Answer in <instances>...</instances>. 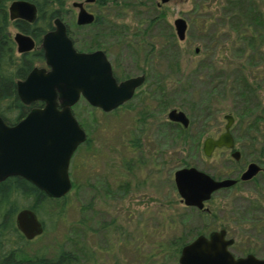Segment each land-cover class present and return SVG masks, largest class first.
Wrapping results in <instances>:
<instances>
[{
    "label": "rangeland",
    "instance_id": "1",
    "mask_svg": "<svg viewBox=\"0 0 264 264\" xmlns=\"http://www.w3.org/2000/svg\"><path fill=\"white\" fill-rule=\"evenodd\" d=\"M10 1L0 0V7L6 9ZM70 2L66 6L72 10ZM35 4L37 17L49 5ZM98 12L97 24L80 27L72 23L70 11L62 14L76 47L103 48L117 74L141 71L145 78L131 98L109 111L83 97L72 105L88 140L70 157L71 187L45 206L35 201L28 183L17 181L7 214L35 204L42 232L26 240L8 215L1 222L6 208L1 206L0 264H36L37 257L57 251L74 257L72 264H177L178 253L158 246L178 237L188 242L220 227L234 239L233 254L251 250L264 258V224L257 219L264 201L263 173L214 193L206 219L179 201L172 178L175 169L188 165L213 176L233 174L228 150L208 156L201 151L203 137L221 130L225 112L234 118L230 129L240 162L263 157L264 0H106ZM176 16L186 22L182 39L174 31ZM40 20L22 23L20 29L36 36ZM5 27L1 12L0 35ZM15 30L9 22L8 36ZM7 51L0 44L3 81L10 68ZM13 55L18 59L14 45ZM17 101L0 99L7 120L16 117ZM170 107L185 112L186 126L167 119ZM255 115L253 129L249 122Z\"/></svg>",
    "mask_w": 264,
    "mask_h": 264
},
{
    "label": "water",
    "instance_id": "2",
    "mask_svg": "<svg viewBox=\"0 0 264 264\" xmlns=\"http://www.w3.org/2000/svg\"><path fill=\"white\" fill-rule=\"evenodd\" d=\"M164 1L167 0H160ZM76 4L79 6L77 21H88L91 14L79 2ZM34 12L35 6L28 0H11L8 5L10 17L29 19ZM54 22V29L44 33L41 41L49 68L33 67L24 79L16 82L21 101L27 103L40 99L42 105L31 108L12 125L4 123L0 117V180L8 175H19L44 195L59 198L71 187L68 175L70 157L76 146L86 138V132L74 116L71 105L83 97L90 105L109 111L128 100L144 76L138 74L116 82L101 49H75L65 35L61 20L55 18ZM172 23L177 38L182 39L185 20L176 16ZM14 39L19 51L33 44L30 36L18 31L14 33ZM166 117L182 126L188 124L185 112L176 107H170ZM223 117L226 119L224 130L216 137L206 135L202 139L201 148L205 155L214 147L233 145L229 130L232 116L226 113ZM232 154L236 156L237 151ZM257 169V165L248 164L240 179L251 177ZM172 178L181 203L197 208L202 207L212 191L235 181L231 178L213 179L194 166L175 169ZM16 226L26 239L42 231L30 208L17 213ZM224 236L223 229L212 231L207 237L197 235L180 248L177 264H264V258L253 254L235 256L230 250L232 239Z\"/></svg>",
    "mask_w": 264,
    "mask_h": 264
},
{
    "label": "flooded vegetation",
    "instance_id": "3",
    "mask_svg": "<svg viewBox=\"0 0 264 264\" xmlns=\"http://www.w3.org/2000/svg\"><path fill=\"white\" fill-rule=\"evenodd\" d=\"M28 1L32 2L34 4V6H35V9H36L35 2H33L32 0H28ZM45 1H46V3H49V5H48V8L46 9V11L42 12V15L40 17H37L36 10H35V12L33 13V15L29 19H26V18L20 17V16L10 17L9 16V13H8V5L9 4L7 5L6 9H4V12L2 13V17H3L4 23H6V27H5V30L2 32V34H4V37H3V39H1V43L5 44L6 45V49L9 51V59L6 62H8L7 65L10 67V68L8 67L9 68V72H8L6 78L12 84V86H13V94H15L16 99L18 100L19 104L21 105L19 107L20 109H19L16 117L14 119H12V120H7L0 113L1 119L3 120L4 123H6L8 125L14 124L17 120H19L20 118H22L31 108L41 106L42 103H43L40 99H34V100H31V101H29L27 103L21 101L20 98L17 95L16 82L18 80L24 79V77L27 75V73L33 67H41V68H43L45 70H47L49 68V65L47 64V62L45 60L44 49L41 46V41H42V38H43L44 33H46L48 31H51V30L54 29V27H55V22H54L55 18H58L63 23L65 35L70 39L71 44L73 45V47L75 49H77L79 51H81V50L82 51H90V50H94V49H101L103 51V53L105 54V57L109 61V65H110V69H111V74L115 78V81L116 82H118L120 80H123V79H125V78H127L129 76H134V75H138V74H143V76L145 78L144 73L141 72V71H137L136 73L131 74V75H123V76H121L120 74H117V72L114 69L113 64L109 60V58H108V56L106 54V51L103 48H100V47H92V48L82 49V48H77L76 47V45L74 43L75 40H74V38L72 36V33H71V28L67 24V22H65L63 20L62 14L65 11H67V10L70 11L71 12V16H72V23L75 25V27H80V26L90 25V24H97L101 20V16H100V14L98 12V8H101L104 5V2H106V0H71L70 5L73 8L72 10H71V8L69 9V7L66 6L67 0H45ZM77 2H79L81 4V6L83 7V9L87 13H90L91 14V18L88 21H81V22H78L77 21V13H78V10H79V6L76 4ZM158 3L159 2H157V4ZM90 4H93L94 5L92 7L93 9L90 8V6H89ZM38 18H40L41 20H40V23L39 24H37V25L34 26V28H36L37 29V32H38L36 36L33 33L28 34V33L24 32L23 30L20 29L22 23L30 24L31 22H35ZM9 22L13 23L14 26H17L18 27V30H15L13 32L12 37L8 36L7 24ZM16 31L21 32V33H24V34H27L28 36H30V38L33 41V44H32V46L30 48H28L26 50H22V51L17 50V43H16V41L14 39V33ZM13 45L15 46V51L18 52V55H19L18 56V59H17V57L14 58V55H13ZM195 48H194V50L197 51V48L196 49ZM1 72H2V69L0 68V73ZM144 78H143V80H144ZM139 85H137L134 88V90L132 92V95L135 93V90H136V88ZM72 105H71V107H72ZM9 107H10V104H6V108H9ZM245 109H247V107H245ZM71 110H72V108H71ZM226 113L227 114H230L232 116V121H231L230 126H229V130L231 132V129L230 128H231V124H232L234 118H233V115L230 112H225V113L222 114V116L224 114H226ZM258 118H259V115H255V117L252 118L251 122H249L250 127H252L253 129L254 128L255 129L257 128V125H258L257 120H258ZM225 121H226V119L224 118V122L222 124L221 130L216 135H214V136L213 135H210V136L216 137L221 131H223L224 130L223 125H224ZM174 122H176V121H174ZM231 135L233 137V145L231 147H226V146H223V145L222 146H219V147H214L208 155H211L214 152V150H216V149L223 148V149L228 150L230 156L233 158V161L235 162L234 169H233L234 170L233 171V174L230 175V176H226V177H218V176L210 175L208 172H206V171H204L202 169H200V170H202V171L206 172L207 174H209L213 179L218 180V179H222V178H231V179H234L235 180L234 183L231 184V185H229V186L221 187V188H218V189L212 191L210 193L209 198L207 200L203 201V204H202V207L201 208H197L195 206H187V207L196 208L198 211H200L202 213V216L205 219H206V217H208L210 215V209H209L208 206H209V203L211 202V200L213 198V194L214 193H216L217 191L223 190V189H227L229 187H235L237 184H244V183H246L248 181H251L252 179H254L260 173H263L264 174V155L262 157L263 159L261 157L260 158L258 157V158H255V159H249V161H246V162L244 161V162L241 163L240 162V159H239L240 158V151L234 146L235 141H234V135H233L232 132H231ZM78 145L76 146V148L78 147ZM76 148L74 149V151L76 150ZM262 150H263V146H260V150H258V155H261L262 154ZM201 151H202V148H201ZM234 151H237V155L236 156L232 154ZM202 153H203V151H202ZM208 155H206V156H208ZM260 159H261V161H260ZM261 162H262V164H260ZM250 163H253V164L257 165V167H258L257 171L251 177H249L247 179H240L241 173L246 170L248 164H250ZM188 166H192V165H188ZM12 179H20V180H22V181H24L26 183H29L28 181H26L24 178H22L19 175H8L4 179L0 180V185L2 184L0 186V207L1 206H4V205H5L4 208L6 207L4 209V211H3V213L1 214V222H4L6 216L8 215L7 214V210H9V206H10V203H9L8 199H9L10 193L14 190V186H15L13 183H11L12 182ZM262 194H263V192H262ZM262 194H261V197L264 200V196H262ZM59 198H61V197H59ZM54 199L56 200L58 198H54ZM25 208H30L35 213V210L32 209L31 206H25L23 208L18 209L17 211H14L13 212V215L12 214L11 215H8L10 217V224H11V226H13L14 229L17 230L18 233L21 236H23V234L19 231V229L16 226V215H17V213L21 209H25ZM258 212L261 215H258L257 216V219H261V221H262L261 223L264 224V201H263V207L260 206L258 208ZM35 216L37 217L36 213H35ZM37 219H38V217H37ZM39 222L41 224V229H42V223H41L40 220H39ZM0 225H3V224L1 223ZM219 229H223L225 231V236H224L225 238L232 239V243L230 245V247H231L233 245V243H234V239H233V237L227 236V231H226V229L224 227H220L218 229H212V230H209L206 233L199 232L193 238H195L197 235H203V236L207 237L210 232L217 231ZM36 236H33L30 239H33ZM30 239H26V240H30ZM191 240H189V241H191ZM58 253H59V251H57L52 257L42 256V258L45 259V260L53 259L55 256L56 257L58 256ZM246 254H253V255H255L254 253L251 252V250L246 251L243 255H235V254L234 255L235 256H245ZM55 259H53V260H55Z\"/></svg>",
    "mask_w": 264,
    "mask_h": 264
},
{
    "label": "trees",
    "instance_id": "4",
    "mask_svg": "<svg viewBox=\"0 0 264 264\" xmlns=\"http://www.w3.org/2000/svg\"><path fill=\"white\" fill-rule=\"evenodd\" d=\"M32 1L36 3L38 0H32ZM43 2L46 3L45 0H43ZM1 12L2 13L4 12V7L3 6L0 7V13ZM243 14L246 17L250 18V15L249 14L247 15V12L246 13H243ZM3 37H4V34L0 35V44L1 45H3V43H1V39H3ZM5 47H6V45L4 44V48ZM5 58L8 61V59H9V51H7V54L4 56V59ZM2 97H6V98L11 99V100L12 99H15L16 100L15 94H13V86L9 82L8 79L6 81H3L2 79H0V99ZM18 104H19V102H18ZM87 140L88 139L86 137V139H85L84 142H87ZM18 180H20V179H12V182L11 183H13L16 186V183H17ZM20 181H22V180H20ZM29 185L32 187V189H34V191H36V199H35V201H39V202L45 204V206H49L51 204V202H54L55 201L54 198H51V197H48V196L44 195L41 191H39L33 185H31V184H29ZM30 206H31L32 209L35 210V204H32ZM185 243L186 242H184L181 237H178L175 241H173V242L170 241L166 247L165 246H162V245H159L158 247H160V249H162V248H164V249L170 248V250H173L174 252L179 253L180 248ZM164 249H162V250H164ZM57 257L55 256L53 258V259L56 258L55 260H53V259L45 260V259L42 258V256H39V257H37L38 259L36 260L37 261L36 264H70V263L72 264V263H76L75 258L74 257H71L70 255H68L66 253L59 252Z\"/></svg>",
    "mask_w": 264,
    "mask_h": 264
}]
</instances>
